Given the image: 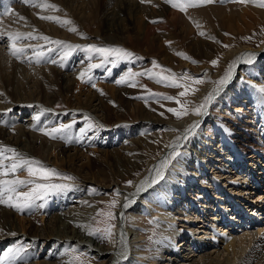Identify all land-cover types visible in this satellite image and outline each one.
Listing matches in <instances>:
<instances>
[{
  "label": "bare ground",
  "instance_id": "1",
  "mask_svg": "<svg viewBox=\"0 0 264 264\" xmlns=\"http://www.w3.org/2000/svg\"><path fill=\"white\" fill-rule=\"evenodd\" d=\"M18 1L19 3L17 0L3 2L4 6L6 4V8L12 2L19 5L16 3L15 6L12 5L15 7H13L15 11L11 15L0 14V31L11 33L20 31L21 33L30 27V32H35V29H38L41 32L40 35L72 43L74 39L80 38L78 33H82L81 28L85 23L96 22L99 25L102 24V31L94 35L97 39L107 43H121L120 41L123 42L124 39L119 40L118 34L125 37L126 40H131V34L136 33L149 49L160 51L164 56L169 53V50L162 48L161 39L156 36L158 33H154V28L161 24L156 26L150 23L152 19H159L165 15L169 21L172 20L173 13L171 11L173 9L164 0H150L151 6L148 3L143 5L141 0H91L102 7L99 18H96L97 14L96 17L92 16L91 13L94 10L90 11L91 16H89L88 13L77 12L76 7L72 8L71 5L77 1L80 2L79 0H47L48 3L58 6L60 11L57 12L42 11L26 4L20 5L22 3L20 0ZM84 1L82 0L81 4ZM158 7L160 9H155ZM36 14L59 16L61 19L70 20L71 24L61 27L54 22L38 20L39 17ZM20 17H24V19H20ZM124 18L126 25L122 24ZM69 27H75L77 32L68 31ZM161 27H166L164 29L167 31L166 23ZM38 31L35 32L38 33L37 35H39ZM162 35L161 37H168L167 34L163 33ZM156 42L158 46L155 45ZM1 43H7L6 38L0 40V92L6 98L5 100L9 101L0 104V121L3 122L0 123V144L15 148L27 157L47 162L49 156L47 149H50V153L54 155V158L56 157L53 162L58 161L62 171L76 173V175H88L92 181L99 182L105 187L114 184L116 190L119 188V191H124L125 189L123 190L120 184L127 179L126 169L141 167L143 156L135 154V151L143 149L146 154L151 153L155 143L149 138H155L160 134L153 132L144 140L133 138L135 139L134 145L128 151L131 153L128 156L122 154L128 149L123 148V151L102 149L113 144V140L107 139L108 130L103 127H94L81 135L80 129H87V126H81L71 134L72 140H61V143L51 142L49 137L46 138V135L38 130L41 127L49 128L58 118L67 124L70 121L68 117L77 114L73 111L75 109H83L92 115L99 116L100 122L106 124L108 119L116 123L123 118L120 116L121 114L118 115L119 110L125 112L124 110L129 107H131L130 110L135 108L139 118L142 119L141 122L145 121L146 124L150 122L153 124V129H157L159 126L165 129H185L194 120H200L199 129L183 144L182 156L174 162L175 166L166 172V179L135 196L129 195L133 203L127 209L121 205L117 210L118 216L114 223V230H117V233L114 232L116 235L110 241V245L104 244L100 238L90 235L88 241L84 236L89 229L87 221L91 216L92 209H87L86 212L78 211L77 205L72 204L75 200H67L62 204L57 200L58 205L53 204L51 207L34 209L31 213H18L0 205V208L3 209L0 214V221L3 222L0 224L1 243H3L2 237H7L11 233H16L21 238L26 237L29 240L27 244H31L26 252V261L34 256V250L38 246L37 241L41 243L39 247L48 245L43 261L36 260V262H27V264H68L70 259L63 256L64 246L72 242L79 243L78 240L82 241V246L88 248L87 252L94 254L95 258L100 261L99 264H264V98L260 97L248 85L249 81L254 84L264 83L262 81L264 78V44L258 48L241 45L229 50L230 53H226L221 62V69L225 67L227 61L232 62L247 53L255 54L256 59L252 65L237 63L231 81L223 87V91L209 106L207 115L203 117L190 115L176 121L170 117V120L165 121L164 116L153 114L151 110L144 111L141 102L132 100L130 95L134 91L130 86L117 88L116 91L111 92L114 85L104 84L101 86H105L104 90L108 92L101 94L93 89L87 91L90 89L81 86L82 81L78 78L75 83H68L67 81H70L71 77L67 78L65 69L60 67L62 71L57 70L60 68L48 67L49 64L39 66L37 62H35L37 66L23 64V61L28 60L27 56L17 60L8 54L6 48L4 50L2 47L4 45ZM42 43L46 44L44 41ZM23 47L26 48V46ZM208 48L211 47L207 46L206 49ZM203 53L205 54L203 58L207 61L204 63L210 66L208 63V60L211 59L210 52L205 53L204 51ZM73 58L75 59V56H72L71 60ZM167 58L171 61V58ZM78 60L80 59L78 58ZM179 64L184 66L186 61L180 58ZM241 69L248 71V74H246L245 80H236V82V76ZM190 70L198 73L202 68L193 66ZM205 73L207 74V72H204V78L208 81L212 80L210 75H205ZM223 74L224 72L221 76ZM65 82L66 84H64ZM208 85L206 90L202 88L203 91H200L201 95H198L197 100L201 101L215 87L213 82ZM56 97H60L65 103V107L72 110L59 113L58 116L50 111L41 115L38 121L35 120L34 116L43 107H39L33 102L36 100L46 107L55 109ZM13 106L20 109L19 123L15 121L7 123L5 122L7 120L2 118L6 111L3 112L1 109ZM32 108L35 109L32 110ZM32 111H37V113L33 112V114ZM26 114L31 117L25 119L28 116ZM4 122L6 126L3 125ZM112 131L115 132L116 129H112ZM173 133V131H168L165 141L174 140ZM103 134H105L104 137ZM77 138H79V142H77ZM98 144H100L101 150L96 148ZM27 145L28 148H26ZM168 151L170 149L165 147L158 158L145 164L147 166L146 173L138 178L135 184L143 179L148 174V170L158 164ZM248 159L252 164H248L246 170L241 171ZM112 163L115 165L111 168ZM109 166L111 168L110 177L108 173L107 175L104 172L105 168ZM81 189L75 190L77 191L75 197H82ZM132 190L129 194L135 192L134 187ZM257 196L259 197L256 198ZM84 198L82 197V199ZM79 204L81 205V203ZM234 205L238 208L236 212L227 209ZM60 207L62 210L64 208L67 210L57 211V208ZM121 213H123V218H121ZM67 219H75L78 222L80 227L77 226V229H79L78 232H81L79 236L82 238L84 236L86 239L79 236L75 239L74 229L69 226L66 227V232L70 236L65 235V239H70L72 242H62L51 237L53 234L49 232L48 228L53 227L56 223H63ZM148 227L155 230V237L149 245H146ZM121 232L126 238V250L122 249L119 243ZM72 233L73 235H71ZM163 237H167V239L162 243L153 242ZM9 238H12V235ZM122 252H125L126 258L125 255H121ZM22 262L24 261L17 260L13 264ZM91 264L96 263L91 260Z\"/></svg>",
  "mask_w": 264,
  "mask_h": 264
},
{
  "label": "rangeland",
  "instance_id": "2",
  "mask_svg": "<svg viewBox=\"0 0 264 264\" xmlns=\"http://www.w3.org/2000/svg\"><path fill=\"white\" fill-rule=\"evenodd\" d=\"M4 1H6V0H0V9H1L0 14H2L4 12V9L6 8V4H5V6L3 4ZM79 1L80 2L77 1V3H73V5H71L72 8L76 7L75 9H77V12H81V13L85 12L84 14L88 13L89 16H91L90 11L94 10V11H92L93 13H91L92 16L93 15L95 16L97 14L96 15L97 17L96 16L95 17L99 18L100 12H102L101 11L102 7H100L99 4H96L92 1L94 3L93 4L91 2V0H85L84 3L82 2L83 4H81L82 0H79ZM17 2L19 3L18 0H17ZM15 3L16 2H12L8 6V7H11L13 9V12L15 11V9H14ZM147 3L149 6H151L150 2H145V4L144 3H142V4L147 5ZM12 5H14V6H12ZM17 5H19V4H17ZM20 5H25V4L22 3ZM97 5H99V6H97ZM96 6L98 7V9ZM78 7H80V8H78ZM155 9L158 10V9H160V7L155 8ZM171 9H173V8L171 7ZM95 10H97V11H95ZM13 12L10 13L9 15L13 14ZM171 12L173 13V15L171 16L172 17L171 21L168 20L166 15L159 18V19L155 18V19L151 20V21H157L156 23H152L150 21V23L152 25L158 26L159 24L162 25V24L166 23L168 26L167 31H166V29H164L166 27L163 28V27H161V25L157 27L158 29L154 28V30H155L154 33L156 34V32H157L159 36L157 34H156V36L160 37V39H161L162 48H164V49L166 48L165 50H169L168 51L169 53L167 52L168 53L167 56L162 55L160 51L157 52L155 49H149L148 46L145 44V42L143 40H140V38L136 35V33L131 34V37H132L131 40H126L125 37L118 34L119 35L118 37L120 38L119 40L124 39L123 42L120 41L121 43H116V42L107 43L106 41H102L100 39H97L94 35H96V33L100 32V31H102L101 30L102 24H100L101 25V27H100V25L97 24L96 22L90 23V24L85 23L84 27L81 28L82 29L81 31L84 34V36L87 37V39H82L80 36V38L78 37L76 40L74 39L75 41L73 40V42H72L73 44H78V45L96 44L98 46H119V47H122V48L126 49L127 51L133 53V58L129 61H124V62L119 63L115 68H112L111 72L106 71V69L111 67V65H105V67H103V68L94 69L92 72V76H93V82L95 83V88H93L91 86V84L84 83V82L81 83V86L83 85L84 87H88L90 90H87V91H91L93 89V91L96 90V92H98V93L108 92V91L104 90L105 86L104 87L101 86L104 84H108V85L113 84L114 85L113 91H111V92L116 91L117 88H124L126 86L129 87L128 84L117 85L115 83V80L118 79L122 74H124L129 69H131L133 72H140V71H143L146 69H151L152 68V61L155 60L163 68L170 69L171 73H175V74L179 75L183 72H187L188 74H190L193 77L203 78L206 81L205 83L200 84V85H195V84H192L191 82H189L190 88H197L198 91L191 92V90H190L189 95L184 97V98H181V100H182V102L187 101L188 103L185 104V107L191 108L192 106L198 105L202 101V100L201 101L197 100L198 95L200 96L201 95L200 93L203 91L202 88H204V90H206V87L209 86L208 84L218 80V78L222 75V73L225 72V70L227 69V66L229 65L230 61H227V63L225 64V67H223L222 69L220 66H221L222 59L226 55V53L227 54L230 53L229 50H231L232 48L241 46V45H247V46H250L252 48H258L260 45L264 44V8L255 6L251 3L245 4V3H239V2H231V0H229V2H225V3H213V4H208L205 6L189 8V9H187L186 12H180L178 9H175V10L173 9V11H171ZM36 16L39 17V14H36ZM174 17H175V19H174ZM38 20H40V18ZM122 24L123 25L127 24L125 18L122 19ZM23 28L24 27H22L21 29H23ZM29 29H30V27H27V30L25 32L29 33L30 32ZM35 30H34L35 32L38 31V29H35ZM15 32H17V31H15ZM18 32L20 33V31H18ZM25 32L21 31V33H25ZM35 32H33V34L37 35L38 33H35ZM201 32H203L205 35H203V36L200 35ZM159 33H161V34H159ZM163 33L165 35L167 34V36L169 38L168 37H161V35ZM225 33H228V35H225ZM40 34H41V32H39V35ZM245 38H250V39H245ZM51 39H53V38H51ZM38 41L39 40H21L20 41L21 43L18 42V44H17L18 47L24 44L23 46H26V49H28L27 50L28 52H26L27 53L26 56H27L28 60L23 61L24 62L23 64H29L32 66L36 65L35 61L33 59H31L30 55H32V53L30 51L31 49L28 48V46L29 45L35 46V44L46 45V44L42 43L43 41H41V40L39 42ZM27 43H28V45H25ZM207 43H208V45H207ZM1 45H4L2 47L4 48V50L6 48V51H7V43H5V44L1 43ZM49 45L47 47L56 48V45H51V44H49ZM155 45L158 46L157 42L155 43ZM224 45H228L229 47H224ZM207 46H210L211 48L206 49ZM42 50H46V49H42ZM60 50H61V52L63 51V49H59V50L49 54L48 59H51L53 57L52 59L59 60V57L61 54ZM203 50L205 51V53L210 52V54H211V59L208 60V63H210V61H212L213 59H216L218 61L216 66L211 65V63H210V66H207L204 63V61H206V59L203 58V55H205L203 53L204 52ZM5 53H7V52H5ZM169 54L171 55V57ZM180 54H183V55H180ZM72 56L73 57L75 56V59L73 58V60H71ZM72 56L68 59L67 62L65 61V67L63 68L66 71L65 73H66L67 78L71 77L70 81H67L68 83H71V82L75 83L76 82V80H77L76 78L78 77L79 73L82 71L83 67L87 66V63H89V62L98 63L99 62L98 58H93L91 61H88L86 59L87 54L85 52L79 51V50L75 51ZM80 56H82V57H80ZM185 56L188 59H185L184 58ZM137 57H139L140 59H136ZM167 57L171 58V61H169ZM78 58L80 60H78ZM180 58L183 59L184 61H186L187 65L185 64L184 66H181L179 64ZM193 60L196 61L197 63H195V64L192 63ZM79 61L80 62L83 61V63L79 64L80 63ZM42 62L43 61H41L40 63H37V64L39 66L40 65L46 66L47 64H49L47 66L53 67V68L59 67L56 64L54 65V64H51V63H48L45 61L43 63ZM191 66H192V68H193V66H194V68H196V66L201 67L202 70H201V72L194 73L192 70H190V69H192ZM219 67H220V70H219ZM57 70L62 71L61 68L57 69ZM241 70L238 73V75L236 76L235 81L236 80L237 81H239V80L243 81L246 79V74H248L247 73L248 71H246L245 69L242 71ZM154 71L159 72L160 69H155ZM218 71H219V74H218ZM204 72H207V74L210 75L212 80H210V81L206 80L204 78ZM164 75H168V73H164ZM39 80H41V78H39ZM262 81L264 82V78H262ZM102 82H103V84H102ZM64 84H66V82ZM136 84H137L136 87H131V90L134 92H133V94L130 95V97L133 98L132 100H134V101L141 102V104H143L142 109L144 111L148 112L149 110H151L153 114L157 113L160 115H161V113H163L162 116L165 117L164 118L165 121H168L171 118H173V120H175V121L178 120L172 113H169L167 111V108H178L179 107L175 103V101H160V103H156L154 100L150 99L148 101V103L146 104L143 99H136L135 97L147 96L149 94V92L160 93L163 95H171L173 97H176L178 95V92L182 91V89H175V88L166 87V86L161 85V84H156L153 80H150L147 77H137L136 78ZM55 87L57 88V86H55ZM97 89H99L100 91H97ZM0 94H2V92H0ZM109 95H107V96H109ZM5 99L6 98L4 97L3 94L0 95V104H3L5 102L9 101L8 99L7 100H5ZM1 101H3V102H1ZM25 103H29V102H25ZM33 103L38 104L39 107H43V108L51 110V112L53 114H55V116H58L59 113L69 112L70 110H72L71 108L69 109V108L65 107V103L62 101V99H60V97L55 98V102H54L55 109L50 108V107H46L41 102H38L36 100ZM161 104L163 105V107L161 106ZM58 105H59V107H57ZM16 107L17 106H13L12 108H2L1 109L3 112L6 111L5 113H3L4 116L2 117L3 120H5V119L7 120L5 122H7V123H11V121H15L17 123L20 122V117H21L20 116V114H21L20 109H18ZM7 109H11V111L8 112ZM34 109L35 108H32V110H34ZM130 109H131V107L125 109L124 110L125 112H123V110H119L120 113H118V115L121 114L120 116H123V118H121V120H119V121H116V123H115V121L108 119V120H106L107 123L103 124L102 122H100L101 119L99 116L97 117L95 115H92L90 112L85 111L83 109L73 110L77 114L73 115L72 117H68V118H70V121L68 123H70L73 120L76 121V123L70 129V134H72L73 132H76L78 128H81V126H87L88 122L85 121L84 117L85 116L90 117L91 121L96 122V124L103 125V128L108 130L107 139L113 140L112 145H107V147H104L102 149H106L107 151H113V150L123 151V148L125 150L128 149L127 151H123V153H122V154H125L128 156L131 154V153H128V151H130L131 147L134 145L133 141L135 139H133V138H136V139L140 138L141 140H144V138H147L153 132H159L160 133L155 138H149L150 141L155 143L154 149H153V151H151V153L149 152L146 154V152L143 149H141L139 151H135L136 153L134 152L137 155L143 156L142 162H141V167H139V169H132V168L130 169V167L128 169H126L125 176H127V179L124 180L122 182V184H120L123 187V190L125 189L124 191H119L121 193V195L120 196L115 195L116 189L114 187V184H110L108 186L106 185V187H105V186H103V184H100L99 182L92 181L88 177V175L87 176L82 175V174L76 175V173L62 171L60 165L58 164V161L53 162L54 159H56V157L54 158L53 157L54 155H52V153H50L51 150L47 149V151L49 153L48 162L43 161V160H40V161L43 162V164L46 165L47 167L56 169L60 173L70 175V176L74 177L75 179L72 181H59V180H57L56 182L68 183V184L72 185L73 187L69 191L58 194L57 198H56V195H55V197L54 196L50 197L45 202L46 203L45 207H51L53 204L58 205L57 200H59L61 202V204L67 200L68 201H74L75 200L74 202H72V204L74 206L77 205L78 211L83 210V212H86L87 209H92L91 216H90L89 220L87 221L88 226H91V227H100V228L104 227V224L102 223V221L105 218L102 216H97L98 211H105L106 212V211L111 210L114 213L115 217L118 216L117 210L120 208L121 205H123L124 197L129 196V193L131 192L130 190H132V188H133V187L126 186V181L131 180V181H133V184H135V182L138 180V178H140L143 174L146 173L147 166L145 164L150 163V162L154 161L156 158H158V156L160 155L162 150L165 149V145H168L173 141V140L171 141V140H167V139H166L167 141H165V137H166V135H168V131H165L164 127L159 126V128L153 129V124H151L150 122L147 124L145 123V121H144L145 124L143 122H141L142 119L139 118L137 109H135V108H132L133 110H130ZM215 111H216V109H215ZM33 112L37 113V111H32L31 113H33ZM26 115H28V116L25 119H27L30 116L29 114H26ZM190 115H191V113L187 116H190ZM187 116H185V117H187ZM59 117H60V115H59ZM185 117H183L182 119H184ZM179 120H181V119H179ZM5 122L3 124L4 126H6ZM60 123H64V122L60 121L58 118L56 122L52 123L49 126V128L55 127ZM65 124H66V122H65ZM112 129H116V131L113 132ZM183 130L184 129L176 128L175 131H173L174 133L172 135L176 137L177 135H180ZM102 136L104 137L105 134H103ZM46 138H48V136H46ZM131 139H133V140H131ZM49 140L51 142L56 143L58 141V143H61L62 139H59V138L57 140L53 139L55 141H53L52 139H49ZM137 143L140 144L139 142H137ZM22 147H24V145H22ZM26 148H28V145L26 146ZM96 148L101 150L100 144H98ZM101 152H103V151H101ZM248 164H252V162L249 159L246 161V163L243 166V169L241 171H245L246 170L245 168L247 167ZM114 165L115 164L112 163L111 168L114 167ZM111 168H110V166L106 167L105 171H104L106 174L107 173L109 174V175L107 174L109 177H110V169ZM107 170H109V171H107ZM116 174L119 175L118 173H116ZM17 175H19L21 178H27V174L23 171L17 173ZM122 177H124V175H122ZM83 179H85V180H83ZM79 188H82L80 191V194L83 193L82 197H85L86 199L85 198L82 199L81 196L75 197V195L77 193V191H75V190H77ZM93 188L96 189L97 192L95 194H90L89 190L93 189ZM117 189H119V188H117ZM258 197L259 196H257L256 198H258ZM113 200H117L118 203H117L115 208L109 209L108 205ZM79 203H81V205ZM227 209L230 210L231 212H236L238 210V208L235 205L233 207H227ZM60 210H62V207H60L59 209L57 208V211L60 212ZM65 210H67V209L64 208L62 211H65ZM2 211H3V209L0 208V214L2 213ZM98 221H100L101 223H98ZM115 221H116V218L114 220H112L111 223L114 224V223H116ZM77 223L78 222L75 219H72V220L67 219L63 223L62 222L56 223L53 227L48 228V229H49V232H51V234H53V236L51 235V237L53 239H59V241H62V242L71 241L70 239H65L66 238L65 235H67L68 237L70 236V234L68 232H66V230H67L66 227L67 226L73 227L74 234H76L75 239H77L78 238L77 236H79V234L81 235V232H78L79 229H77V225H79V224H77ZM0 224H3V222L0 221ZM76 232H78V233H76ZM114 232L117 233V230H114V228H113V236L111 238L101 239L104 242V244L105 243L109 244V245L111 244L110 241L116 235ZM84 234H85V232H84ZM146 234H147L146 235L147 241L145 243H146V245H149L153 240V239L150 240L149 237H152V238L155 237V235H154L155 230L153 231L150 227H148V232ZM54 235L55 236L57 235V236L55 237ZM71 235H73V233ZM10 236L11 235H9L7 237H2L1 241H3V243L0 242V253H2L3 250L7 249L9 246L14 244L18 240L23 241L26 244L29 241L26 237L21 238V237H18V235H15V236H12V238H9ZM84 236L88 239V241L90 240V236L87 233ZM84 236H83V238L80 236L79 237L82 239H86ZM77 242H79V243H75V242L73 243L72 242V243H69V245L64 246V249H63V251H64L63 256L64 257L72 260L74 256H77L80 253H83L84 255L80 256V261H82L83 264H91V260L93 262H95L96 264L100 263V261H98V259L95 258L94 254H90V252H87L88 248H85L84 246H82V244H83L82 241L78 240ZM30 245H29V247H31ZM37 245L38 246H36V249L34 250V256L31 257L30 259H28L29 261L27 260L28 263L36 262V260L38 262L43 261V258L46 254L45 251L48 250V248H47L48 245L45 244V245L39 247L41 245V243L39 241H37ZM72 248H75L77 251L72 252L70 250ZM31 250H32V248H31ZM54 260L56 261V259H54ZM22 263L25 264V261ZM22 263H20V264H22Z\"/></svg>",
  "mask_w": 264,
  "mask_h": 264
},
{
  "label": "snow or ice",
  "instance_id": "3",
  "mask_svg": "<svg viewBox=\"0 0 264 264\" xmlns=\"http://www.w3.org/2000/svg\"><path fill=\"white\" fill-rule=\"evenodd\" d=\"M21 3L30 5L36 8L41 9L42 11L51 10L53 12L60 11L57 5L48 3L47 0H20ZM150 2V0H141V3ZM165 3L169 4L173 9H178L180 12H186L187 9L193 7L205 6L213 3H225L229 0H164ZM231 2L239 3H251L255 6L264 8V0H231ZM13 12L11 7L5 8L3 15L8 16ZM41 20L54 22L61 27L71 24L70 20L61 19L59 16L55 15H40ZM24 19V17H20ZM156 23L157 21H151ZM68 31L77 32L75 27H69ZM82 39H87L83 33H78ZM200 35H205L203 32ZM228 35V33H225ZM7 40V51L11 57L20 60L22 57H26V52L28 49L24 47H17L18 42L21 40H42L46 42V45H29L28 48L31 49V59L39 63L45 61L51 64H56L61 68L65 67V61H67L75 51H83L87 54L86 59L91 61L93 58H98V63H87V66L79 73L78 79L84 83H89L93 88H95V83L93 82L92 72L94 69L103 68L105 65H111L107 68V72H111L112 68H115L119 63L124 61H129L133 58V53L127 51L126 49L119 46H98L96 44H86L78 45L72 44L61 40H53L45 35H34L33 32L29 33H11L0 31V40ZM250 39V38H245ZM170 43V42H169ZM47 44L56 45V48L47 47ZM224 47H229L224 45ZM46 49V50H42ZM58 49H63L60 54L59 60L57 59H48L49 54L57 51ZM183 55V54H180ZM185 59H188L186 56ZM136 59H140L137 57ZM256 57L253 53L244 54L241 57H237L236 60L229 63L227 69L225 70L223 76L218 80L214 81L215 87L209 91L202 99V101L191 108L185 107L187 101L181 100L189 95V92L198 91L197 88H190L189 82L195 85H200L206 81L203 78L193 77L187 72H183L179 75L171 73L170 69L163 68L155 60L152 61V68L146 69L140 72H133L131 69L127 70L122 74L118 79L115 80L117 85L128 84L130 87H136V78L137 77H147L150 80H153L156 84H161L166 87L182 89L178 92L176 97L171 95H163L160 93L149 92L147 96H138L136 99H143L147 104L148 101L154 100L156 103L160 101H175L179 106L178 108H167L169 113H172L178 120L189 115H194L196 117H203L207 115L208 108L211 106L217 96L223 91V87L227 85L234 74L237 63H244L252 65ZM83 63V61H81ZM192 63H197L192 61ZM211 65L216 66L218 61L213 59L210 61ZM155 69H160L159 72L154 71ZM168 73V75H164ZM205 75H207L205 73ZM250 88H253L260 97L264 98V84H254L251 81L248 82ZM97 91H100L97 89ZM101 94H103L101 92ZM2 95V94H0ZM111 103V102H110ZM163 107V105L161 104ZM31 107V106H30ZM59 107V105L57 106ZM8 112L11 109H7ZM49 109L41 108L40 112L34 116L35 120H39L40 116L44 113L50 112ZM67 114V113H66ZM163 115V113H161ZM85 121H87V129L81 128L80 134L83 135L86 130H91L95 128H102L103 125L96 124V122L91 121L90 117L85 116ZM0 123H3L0 121ZM76 123L75 120L70 123H60L55 127L45 128L41 127L38 130L41 131L44 135L48 136L50 139H62L70 141L72 136L70 134V129ZM200 127V120H194L189 124L180 135H177L175 139L168 145H165L166 148L170 149L156 164L153 168L148 170V174L141 179L138 183L133 184V181H126V186L134 187L135 192L129 194L130 196H135L141 192L146 191L148 188L153 187L154 185L159 184L161 181L166 179V172L172 167L175 166L174 162L178 161V158L182 156L181 148L183 144L187 142L192 136H194L197 130ZM166 131H175V129H164ZM79 142V138H77ZM25 172L27 178H21L17 173ZM75 178L60 173L58 170L47 167L43 162L36 160L35 158H30L25 156L23 153L18 152L15 148L10 146H5L0 144V205H4L10 209L15 210L18 213H31L34 209H43L45 207V202L52 196L64 193L72 189V185L59 181H72ZM90 194H95L96 189H90ZM115 195L120 196L121 193L119 190H115ZM118 201L113 200L109 203L108 208L113 209L116 207ZM133 200L129 196L124 197L123 208L127 209ZM123 218V213L120 214ZM97 216H102L105 219L102 221L104 224L103 228L100 227H91L87 231V234L94 236L100 239L111 238L113 236L114 224L111 223L116 217L114 213L109 211H98ZM98 223H101L98 221ZM80 227V225H77ZM2 231V230H0ZM12 236H15L16 233H11ZM152 240V237H149ZM167 237H163L160 240H155V243H162L166 240ZM119 243L122 249L127 248L126 238L123 232L120 233ZM29 248V245L23 241H16L14 244L9 246L7 249L3 250L0 253V264H13L17 260L26 261V252ZM72 252H76L75 248L70 249ZM84 255L80 253L77 256H74L68 264H83L80 261V256ZM121 255H125V252H122ZM126 258V255H125Z\"/></svg>",
  "mask_w": 264,
  "mask_h": 264
}]
</instances>
